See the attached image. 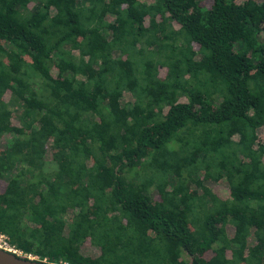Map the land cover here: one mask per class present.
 I'll return each instance as SVG.
<instances>
[{"label":"trees","instance_id":"obj_1","mask_svg":"<svg viewBox=\"0 0 264 264\" xmlns=\"http://www.w3.org/2000/svg\"><path fill=\"white\" fill-rule=\"evenodd\" d=\"M0 233L53 264H264V0H0Z\"/></svg>","mask_w":264,"mask_h":264},{"label":"water","instance_id":"obj_2","mask_svg":"<svg viewBox=\"0 0 264 264\" xmlns=\"http://www.w3.org/2000/svg\"><path fill=\"white\" fill-rule=\"evenodd\" d=\"M0 264H53L0 249Z\"/></svg>","mask_w":264,"mask_h":264},{"label":"built area","instance_id":"obj_3","mask_svg":"<svg viewBox=\"0 0 264 264\" xmlns=\"http://www.w3.org/2000/svg\"><path fill=\"white\" fill-rule=\"evenodd\" d=\"M0 249L7 251V252L15 253L17 255L21 254L19 250H17L16 248H14L12 245L9 244L7 237L1 233H0ZM27 256L29 258H32L30 255H27Z\"/></svg>","mask_w":264,"mask_h":264}]
</instances>
